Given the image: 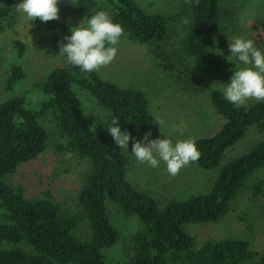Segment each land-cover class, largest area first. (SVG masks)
<instances>
[{
	"label": "trees",
	"instance_id": "obj_1",
	"mask_svg": "<svg viewBox=\"0 0 264 264\" xmlns=\"http://www.w3.org/2000/svg\"><path fill=\"white\" fill-rule=\"evenodd\" d=\"M189 1L191 20L180 46L185 55L202 58L220 31L221 0ZM98 9L120 23L132 42L155 46L166 38L165 17L145 13L134 0H74L70 14L76 17L75 24L53 19L45 28L59 35L61 42L71 27ZM14 16L10 0L0 4V31L4 20ZM12 43L15 58L13 62L10 58L5 90L15 95L0 102V264H110L103 251L115 246L120 234L111 222L109 205L139 222L126 264H264V253L256 256L243 238H209L199 244L185 230L188 224L221 221L246 188L263 194L262 183L256 180L264 169V101L237 108L221 91H212L211 104L224 123L212 136L196 138L201 155L189 165L205 171L217 167L225 151L252 126L262 138L248 153L222 166L209 191L159 207L154 198L127 180V156L110 135L91 126L73 86L118 115L121 128L133 136L144 135L154 124L144 93L107 82L96 71L81 72L63 57L44 80L27 82L20 61L25 45L19 39ZM23 83L27 86L18 95L16 87ZM38 103V109L32 107ZM46 119L53 121L54 128L42 124ZM48 147L73 153L90 164L77 195V213L62 209L50 191L28 198L20 186L6 181L20 165L36 159ZM79 220L88 224L83 239L76 234Z\"/></svg>",
	"mask_w": 264,
	"mask_h": 264
},
{
	"label": "rangeland",
	"instance_id": "obj_2",
	"mask_svg": "<svg viewBox=\"0 0 264 264\" xmlns=\"http://www.w3.org/2000/svg\"><path fill=\"white\" fill-rule=\"evenodd\" d=\"M4 1L1 0L0 4ZM134 1L145 13L165 17L166 38L155 46H147L132 42L123 31L116 45L118 51L115 58L96 70L98 76L112 84L144 93L154 116L150 138H163L164 135L175 142L188 137L212 136L221 128L224 118L213 108L210 94L214 90L222 92L221 83L229 81L230 70L238 63L234 58H229L230 62L226 59L230 55L228 39L244 35L264 48V0H221L220 31L208 54L202 58L185 55L180 46L191 20L189 0ZM10 2L15 18L4 20V28L0 31V102L15 95L5 90L10 58L11 62L15 58L12 53L14 39L21 40L25 45L20 61L26 69L27 82L44 80L54 67L59 66L62 58L58 55L59 35L46 30L47 21L39 18L29 21L16 11L20 0ZM73 5L74 0H58L59 12L55 20L76 22V17L70 14ZM184 18L189 20L188 24L182 23ZM26 86L23 83L19 89L16 87V93L20 95V89ZM73 90L91 126L102 134L110 135L102 125L106 124L110 113L98 105L88 92L78 86H73ZM254 102L256 100L250 98L246 105ZM32 107L38 109L39 103ZM42 124L48 129L54 128L52 120L46 119ZM261 138L256 127L252 126L225 151L217 167L205 171L186 165L176 175H170L163 162L159 167L152 168L136 160L130 152V140L129 150L121 149L129 161L126 178L137 190L154 198L159 207H164L170 200L182 201L191 195L209 191L222 166L248 153ZM89 170L90 164L85 159L48 147L36 159L20 165L15 173L7 176L6 181L12 186H20L28 198L42 197L44 192L50 191L54 200L61 203L62 209L77 213V195ZM256 181L262 183V195L246 188L231 203L221 221L188 224L185 230L196 237L199 244L209 238L238 237L248 241L250 251L256 256L264 253V169ZM109 215L120 239L103 253L110 264H126L132 254L131 236L139 228V222L135 217L124 216L112 205H109ZM76 234L80 239L88 235L86 220L77 222Z\"/></svg>",
	"mask_w": 264,
	"mask_h": 264
},
{
	"label": "clouds",
	"instance_id": "obj_3",
	"mask_svg": "<svg viewBox=\"0 0 264 264\" xmlns=\"http://www.w3.org/2000/svg\"><path fill=\"white\" fill-rule=\"evenodd\" d=\"M57 5L58 0H20L16 11L29 21L36 18L49 21L58 18ZM182 23L188 24L189 20L184 18ZM123 31L122 25L115 22L106 10L98 9L70 28V34L58 42V55L81 72L96 71L115 58L116 45ZM228 49L230 55L226 59L230 62L229 58H234L238 63L230 70L229 81L221 83L223 98L237 108L246 107L250 98L264 101V48L257 46L251 38L238 35L228 39ZM102 125L120 149L129 150L131 140L130 152L136 160L152 168L163 162L170 175H176L201 155L194 137L173 142L164 135L163 138H150L152 133L149 130L137 138L121 128L120 117L114 114H110L106 124Z\"/></svg>",
	"mask_w": 264,
	"mask_h": 264
}]
</instances>
